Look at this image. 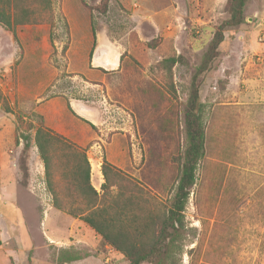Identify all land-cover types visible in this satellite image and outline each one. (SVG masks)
I'll return each mask as SVG.
<instances>
[{"label": "rangeland", "instance_id": "rangeland-1", "mask_svg": "<svg viewBox=\"0 0 264 264\" xmlns=\"http://www.w3.org/2000/svg\"><path fill=\"white\" fill-rule=\"evenodd\" d=\"M226 3L53 0L52 22L15 35L0 26V264H64L62 248L74 240V223L58 222L78 204L57 175V201L47 184L34 144L38 115L86 152L111 144L118 169L169 201L192 76L228 18ZM245 17L200 79L206 151L181 264H264V0H250ZM107 57L113 62H99ZM72 102L90 106L86 117ZM84 230L79 264H129Z\"/></svg>", "mask_w": 264, "mask_h": 264}, {"label": "trees", "instance_id": "trees-1", "mask_svg": "<svg viewBox=\"0 0 264 264\" xmlns=\"http://www.w3.org/2000/svg\"><path fill=\"white\" fill-rule=\"evenodd\" d=\"M249 1L227 0L228 18L214 28L207 50L192 76L184 108L186 142L176 160L178 172L172 197L167 203L160 202L107 160L102 164V192H97L91 183V165L86 149L48 128L43 117L37 116L40 124L33 126L34 144L55 201L58 199L57 175L67 185L66 193L71 205L78 204L65 212L84 222L105 245L122 254L129 264L182 263L189 236L185 211L206 151L200 79L220 56L225 32L245 23V8ZM51 17L53 0H0V26L13 35L20 26L49 23L52 22ZM177 61L172 58L166 64L172 67Z\"/></svg>", "mask_w": 264, "mask_h": 264}, {"label": "crops", "instance_id": "crops-1", "mask_svg": "<svg viewBox=\"0 0 264 264\" xmlns=\"http://www.w3.org/2000/svg\"><path fill=\"white\" fill-rule=\"evenodd\" d=\"M70 105L74 111L78 113L80 112L79 115H84L86 117V113H89L88 112L90 109L89 105L81 104L79 102H72V104ZM74 143L75 144L77 143V145L81 148L83 147L86 148V146L81 145L77 141H74ZM112 149L113 147H111V144H107L106 142L104 143V141H102V144L96 143L95 146L91 145L87 149V157L91 165V183H92V186L98 192H99V189L102 187V184L104 183V179L102 175V164L104 162V158H106V160L109 161L110 163L111 162L114 163L115 166L118 165L116 162H113L109 157L110 153L112 152ZM102 152H104V154ZM65 220H67V222H65ZM59 223L61 224L68 223L67 225L74 223V226H72L71 228L70 227L68 228L70 235L74 234V240L69 241V243H66V246L62 248L63 253H67L68 255V258L66 260H63L64 264L82 263L83 261L82 259H79L80 257L78 256L77 252L81 249L80 247L83 246L82 243L84 242V239L82 237V233L81 234L79 233L78 228L81 227L85 229L84 231H90L91 229L89 227L87 228L85 224H83V222L79 219H73V218L69 219L66 217V218H63L62 221L58 222V224ZM99 239H100L99 236H97L94 238V241L99 242Z\"/></svg>", "mask_w": 264, "mask_h": 264}, {"label": "water", "instance_id": "water-1", "mask_svg": "<svg viewBox=\"0 0 264 264\" xmlns=\"http://www.w3.org/2000/svg\"><path fill=\"white\" fill-rule=\"evenodd\" d=\"M98 56H100L99 58L102 59L103 57L101 56V54H99ZM99 62H102L103 64H110V62L112 63V59L107 57L106 59H103L102 61H99ZM89 112V111H88ZM87 114V113H86Z\"/></svg>", "mask_w": 264, "mask_h": 264}, {"label": "bare ground", "instance_id": "bare-ground-1", "mask_svg": "<svg viewBox=\"0 0 264 264\" xmlns=\"http://www.w3.org/2000/svg\"><path fill=\"white\" fill-rule=\"evenodd\" d=\"M102 55V54H101ZM105 55V54H104Z\"/></svg>", "mask_w": 264, "mask_h": 264}]
</instances>
